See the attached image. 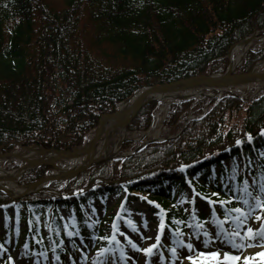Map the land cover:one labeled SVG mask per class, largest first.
I'll return each instance as SVG.
<instances>
[{
  "label": "trees",
  "instance_id": "1",
  "mask_svg": "<svg viewBox=\"0 0 264 264\" xmlns=\"http://www.w3.org/2000/svg\"><path fill=\"white\" fill-rule=\"evenodd\" d=\"M60 3L0 0L1 150L21 146L71 151L83 143L101 116L113 113L137 89L222 71L232 46L256 32L264 33V0ZM256 57L247 55L245 71ZM208 102L206 113L189 121L176 136L148 144L123 161L91 166L69 182H53L40 193L17 200L0 192V206L19 205L27 211L23 221L29 228L19 238L46 252L44 239L55 245L63 237L61 209L72 215L85 235L87 219L81 215V206L94 205L100 198L124 190L151 193L163 208L171 203L176 190L183 194L189 177L212 183L222 193L225 190L214 169L229 160L233 170L236 157L251 155L263 174L264 97L248 104L233 97L213 106L214 100ZM190 105L188 101L172 104L165 124L179 126ZM154 108L153 102L141 108L127 129L145 131ZM237 140L241 141L239 147ZM221 169L219 175L224 176ZM46 170L25 172L21 185L39 180ZM95 180L99 181L92 184ZM196 186L205 192L203 185ZM168 213L167 224L174 229L179 219L187 224L194 221L187 214ZM202 219L195 221L203 224ZM249 240L264 242L259 236ZM65 253L59 248L56 255Z\"/></svg>",
  "mask_w": 264,
  "mask_h": 264
},
{
  "label": "rangeland",
  "instance_id": "2",
  "mask_svg": "<svg viewBox=\"0 0 264 264\" xmlns=\"http://www.w3.org/2000/svg\"><path fill=\"white\" fill-rule=\"evenodd\" d=\"M50 1L56 6L61 4L60 0ZM263 37L264 33L258 34L254 37V47L246 54L243 62L233 71L232 75L243 74L252 71L258 63L264 62V43L258 41ZM229 53L226 56L225 69L222 68V71L218 69L219 72L207 73L212 75L225 73L229 66ZM249 53L257 55V60L252 63L248 71H245L243 65L244 62H246V57ZM217 94L218 90H214L212 93H210V95L205 97L199 99L191 98L187 100L188 102H191L190 111L180 120L179 126L176 125L172 128H169L164 121L166 120V117L169 113V108H167V111L163 115L161 124L157 127L158 134L155 137L148 135V132L152 126L153 116L159 110L158 102H153V104H155V108L152 112L149 127L145 131L126 129L128 137L125 138L126 141L122 142L120 145V151L118 155L114 159H109L100 163L111 160L114 162L123 161L127 157L137 153V150L140 151L145 148L148 144L160 143L159 141L163 142L165 139H170L176 136L179 130H181L189 121L198 119L201 115L206 113L209 108V100H214V102L211 103L213 106L221 101L225 96L223 95L219 97ZM262 97H264V94H262ZM256 99L259 100L258 97L248 101H243L241 98L238 100L243 104H248L250 102H254V100L257 101ZM116 109L117 108L114 109V112ZM126 128H128V126ZM92 131L86 135V138L92 133ZM25 148L26 147L18 146L12 151H22L25 150ZM261 156L264 157V151L261 152ZM235 160L236 164L234 166V170L230 169L231 167L228 161L223 163L222 167L226 168L227 170H225V176H222L224 183L222 186L224 189H228L227 192H223L224 198L230 199L232 197H236L237 199L232 203L236 204L238 207H242L247 213L246 218H241L244 222L239 228H237L235 220L224 218L223 212L226 205L221 207L216 203L209 204L208 199L198 198L187 191H184L183 194L179 195L177 190L175 193H173V199L171 203L168 204L166 210H172L174 214L181 213L182 215H188V213L191 211L189 204L195 205L198 214H206V223L204 224L203 231L196 234L192 225L188 224L186 229L183 231V236H178L175 232L174 237L167 236L166 239L161 237V246L153 253V255L148 256L142 251L132 249L127 238L130 237L135 243H137L139 248H148L151 244L155 243V238L159 232V223L161 219V216H159L157 213V200L153 199L151 197L153 195L148 192L135 190L131 191L130 195L123 192L118 193L117 195H111L104 201H99L92 209H84V216H86L88 219V229L86 234L83 236H81L76 229L74 232L71 230L73 227L76 228V225L73 222L71 215L64 210H61L60 214L64 230L70 229L71 232L76 235V237L73 238L74 235H72L66 239L63 238L59 244H57V249L60 248L61 250L66 251V256H63L58 260L56 259V256H54L53 248L49 252L47 251L45 254L43 251L39 249L35 250L29 245L28 247H25V245H27L25 243V239L19 238V233L23 234V232H25L28 228V226H26L23 221V217L26 215V212L19 206L8 205L0 209V236H2L1 245L3 246L0 247V264H191L197 261H202L204 262L203 264H214L215 257H210L207 255L201 256V252H218L221 254V256L224 252H229L232 255L240 257L241 259L239 262H244V264H264V244H249V239L247 238L246 233L247 228L250 227L254 230H259L262 226V223H264V221L256 219L257 215L264 216V210H262L256 204L257 197L264 201V192L260 191V187L262 184H264V180L261 173L259 172L260 168L258 162L254 157L248 155L246 158H242L241 160L238 158H235ZM3 166L6 170L10 171L20 168V164L13 160L11 162H6ZM52 169L53 167H48L45 175L42 178L46 177L47 173ZM32 170L36 169H31L28 171ZM244 171H247V173L244 174ZM219 172L220 170L217 168L215 171L216 176H218ZM23 175L24 173L16 178V183L18 187L21 188L24 187L20 183L21 177ZM60 181L64 182L62 180ZM97 181L99 180L93 181L92 184H96ZM196 181L198 184H206L203 183L204 181L201 179H196ZM245 181L248 182V192L251 193V195H245L243 192ZM206 186H208L210 189L209 185ZM49 193L54 195L57 194L56 191H49ZM213 193L217 192L208 190L207 196L205 197L209 198V195ZM211 196L212 197L209 199L212 200L214 196ZM244 199L248 200L249 203L247 205L243 203ZM149 201H153L154 203H149ZM121 205H125V208H122ZM250 206L252 209L251 211H249ZM213 213H218L220 215L218 220L223 221V224H221L220 227H216V224L214 223V221L217 220L216 215H214V220L208 217ZM49 215L50 214H48V216ZM161 215L164 216V214ZM235 215L238 214L235 213ZM42 218L43 216L41 215L40 220ZM127 220L134 221L138 231H132L131 227H129L126 223ZM114 222L120 229V232L116 233V240L119 241V244H116L110 240L101 239L102 237H108L113 233L112 224ZM221 228H223V232L220 231ZM8 231L11 232V236L9 237L6 234ZM204 231H208L210 235L205 237L203 235ZM233 231H238L241 233V235L230 240L225 234L231 233ZM163 232L160 234L161 236ZM46 233L47 232H45V235ZM120 233H124L125 235H121ZM144 237H147V239ZM69 238L74 240L72 242L73 245L71 244L70 240H67ZM181 240L193 243L194 250L189 252L186 248H182L180 244ZM205 240L208 241L207 247H205ZM233 242L238 247H233ZM44 243L47 246V239H45ZM171 247H176L178 249L177 256L174 257L171 254L169 251ZM101 249H112V251L105 252L103 255H101ZM121 249L125 254L123 258L121 257ZM256 253H260L261 255L257 256L255 255ZM161 255L163 256V259L161 258ZM189 255L193 257L192 261H189L186 258ZM9 257H12L11 261H9ZM249 257H251V259H247Z\"/></svg>",
  "mask_w": 264,
  "mask_h": 264
},
{
  "label": "bare ground",
  "instance_id": "3",
  "mask_svg": "<svg viewBox=\"0 0 264 264\" xmlns=\"http://www.w3.org/2000/svg\"><path fill=\"white\" fill-rule=\"evenodd\" d=\"M254 40V38L243 40L231 49L228 55L230 74L241 64L246 53L254 47ZM258 41L264 43V37ZM252 74V76L218 83L209 82L206 85L197 83L191 86L172 85L165 92L153 97L159 104V110L153 116L148 135L155 137L158 134L157 127L161 124L168 106L182 98L199 99L210 95L214 90H218V96L236 95L243 101L261 96L264 94V62L258 63L253 68ZM128 107V102L120 104L117 116L100 123L98 141L93 149L88 150V146L95 135V131L86 138L84 146L78 150L79 154L75 157L60 158L57 153L45 152L37 148L16 151L13 155H0V188L11 197H15L29 190L41 189L53 180L66 179L89 162L116 157L120 151V143L128 137L124 126V122L128 118V114H126ZM12 160L20 164V168L13 171L6 170L3 165ZM45 163L53 164V169L47 173L41 183L30 188L18 187L16 178L23 169Z\"/></svg>",
  "mask_w": 264,
  "mask_h": 264
},
{
  "label": "snow or ice",
  "instance_id": "4",
  "mask_svg": "<svg viewBox=\"0 0 264 264\" xmlns=\"http://www.w3.org/2000/svg\"><path fill=\"white\" fill-rule=\"evenodd\" d=\"M262 135H264V130H262L261 132ZM249 140H251V135L249 134ZM236 143L239 145L241 143L240 140H237ZM184 165L181 166V171H183L184 169ZM260 191L264 192V184L261 185L260 187ZM193 192L195 195H199V193H195V190L193 189ZM243 192L245 193V195H251V193L248 192V182L245 181L244 182V188H243ZM213 196H219V193H213ZM205 199H208L209 204H219L221 207H223L224 205L230 204L233 201H235L237 198L236 197H232L230 199H219L216 200L215 202L212 201L211 199H209L208 197H204ZM149 203H154L153 201H149ZM243 203L245 205H247L249 202L247 199L243 200ZM256 204L262 209L264 210V201H262L259 197L256 198ZM157 207H159V205H156ZM121 207L123 208V205H121ZM251 206L249 207V211H251ZM163 209H161V214L163 213ZM230 213H236L238 215H230ZM119 215V214H118ZM213 215H215V213H213ZM224 218L225 219H231V220H235L236 224H237V228L240 227V225L244 222L243 219H241L242 217L246 218L247 213L245 212V210L242 207H231V208H226L223 212ZM257 220H261L264 221V216L261 215H257L256 216ZM127 225L129 227H131L132 231H138L137 227L135 226L134 221L132 220H127L126 221ZM176 223H182V221H176ZM206 223V222H205ZM214 223L216 224V227H220L221 224H223L222 220H216L214 221ZM195 227L197 228V230H203L204 228V224H201L199 222L196 223ZM112 229H113V233L108 236V237H102L101 239H105V240H110L112 242H115L116 244H119V241L116 240V233L120 232L119 227L117 226V224L114 222L112 224ZM165 229V220L163 215H161V219H160V223H159V232L156 235L155 238V243L151 244L148 248H139L137 243H135L130 237L127 238L128 243L131 245L132 249L138 250V251H142L144 252L146 255L151 256L153 255V253L161 246V233L164 231ZM176 233L178 236H183L184 233L181 232V230L179 228H177ZM221 232H223V228L220 229ZM246 233H247V238L248 239H255L257 236H259L262 240H264V223H262V226L259 230H254L253 228H247L246 229ZM121 235H125L124 233H120ZM67 235L72 236L74 235L73 232H68ZM203 235L205 237H208L210 235V233L208 231H204ZM228 239L232 240L235 237H239L241 235L240 232L238 231H233L231 233H226L225 234ZM145 239H147V237H144ZM205 247H207L208 245V241L205 240ZM181 247L182 248H186L189 252H192L194 250V244L191 242H187L185 240H181L180 241ZM233 247H238L234 242L232 244ZM0 247H3L2 245H0ZM25 247H28V245H25ZM108 251H112V249H101V255H103L105 252ZM169 251L171 252V254L175 257L178 254V249L176 247H171L169 249ZM201 256H210V257H215V261L214 264H238L239 260L241 259L240 257L236 256V255H232L229 252H224L223 255L221 256L220 253L218 252H212V253H204L201 252L200 253ZM255 255L259 256L261 255L260 253H256ZM125 256L123 250L121 249V257L123 258ZM161 258L163 259V256L161 255ZM189 261L193 260V257L191 255L186 257ZM56 259H59V257H56ZM247 259H251V257L247 258ZM12 260V257H9V261Z\"/></svg>",
  "mask_w": 264,
  "mask_h": 264
},
{
  "label": "water",
  "instance_id": "5",
  "mask_svg": "<svg viewBox=\"0 0 264 264\" xmlns=\"http://www.w3.org/2000/svg\"><path fill=\"white\" fill-rule=\"evenodd\" d=\"M250 38H254V36H252ZM250 38H247V39H250ZM247 39H245V40H247ZM252 75H253L252 71H250L248 73H244V74L231 75L229 73V70H227L224 74H221V75H210V74H207L205 76H200V77L191 78V79L174 80V81H171V82H169L167 84H163V85H159V86H155V87H143V88H140L137 91H135L133 93V95L125 101V102L129 103V107L127 108V111H126V114H128V118L125 120L124 126L126 127L136 117V115L138 114L139 110L143 106H145L149 102L155 101V99L153 98L155 95H157L159 93H162V92H165L172 85L191 86V85H194L196 83L197 84L206 85L209 82H217L218 83V82H221V81H226V80H230V79H238V78H243V77L252 76ZM182 99L189 100L190 98L186 97V98H182ZM118 107H117L116 111L113 114L104 115V116H102L100 118V120L98 121L97 128L95 129V135H94L93 139L91 140V142H90V144L88 146V150H92L93 147L95 146V144L98 141V135H99V131L98 130H99L100 123L103 122L104 120H107V119H110V118H114L115 116H117ZM78 150L79 149H75V150L70 151V152H61V153L53 152V153L59 154L60 158L61 157H75V156H77L79 154ZM43 151L52 152V151H47V150H43ZM3 154L13 155L14 153L13 152L0 151V155H3ZM109 159H111V158L100 159V160H96V161H93V162H89L88 164L84 165L80 169H78L75 172H73L68 177V180L73 179L78 174H80L83 171L87 170L91 165L97 164V163H100L102 161H106V160H109ZM38 167H44V168L53 167V164L45 163V164H40L37 167L25 168L19 173V176H21L26 170L35 169V168H38ZM42 181H43V179L35 182L34 184L28 186L27 188L36 186L39 183H41ZM53 181H51V182H53ZM0 191H2L3 193L7 194L1 188H0ZM39 191H40V189L29 190V191L23 192L20 195L15 196V197H11L8 194L7 195L10 196L12 199H14V198L23 197V196L28 195L30 193H37Z\"/></svg>",
  "mask_w": 264,
  "mask_h": 264
}]
</instances>
